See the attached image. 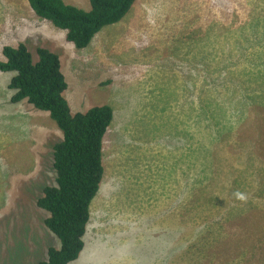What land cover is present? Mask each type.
Here are the masks:
<instances>
[{
  "label": "rangeland",
  "instance_id": "1",
  "mask_svg": "<svg viewBox=\"0 0 264 264\" xmlns=\"http://www.w3.org/2000/svg\"><path fill=\"white\" fill-rule=\"evenodd\" d=\"M20 42L60 55L73 113L114 110L70 264H264V0H136L84 49L27 0H0V60ZM14 75L0 72V264H39L60 244L37 200L62 133L11 101Z\"/></svg>",
  "mask_w": 264,
  "mask_h": 264
},
{
  "label": "trees",
  "instance_id": "2",
  "mask_svg": "<svg viewBox=\"0 0 264 264\" xmlns=\"http://www.w3.org/2000/svg\"><path fill=\"white\" fill-rule=\"evenodd\" d=\"M27 1L36 17L65 31L67 41L84 49L105 26L121 21L136 0H90L89 10L65 0ZM2 53L5 60H0V72L15 73L8 85L14 91L11 101L27 100L35 108L49 112L63 135L54 145L56 183L46 186L37 200L38 206L48 212L45 224L60 244L49 247L47 259L39 264H70L85 247L92 203L104 179L103 142L114 110L111 105L102 104L73 113L65 97L68 82L60 55L49 48L38 47L37 60L25 42L5 45ZM256 92L261 93V86L251 96ZM229 179L233 184L239 181L238 177ZM246 205H236L228 214L231 216Z\"/></svg>",
  "mask_w": 264,
  "mask_h": 264
},
{
  "label": "clouds",
  "instance_id": "3",
  "mask_svg": "<svg viewBox=\"0 0 264 264\" xmlns=\"http://www.w3.org/2000/svg\"><path fill=\"white\" fill-rule=\"evenodd\" d=\"M260 26H261V24H260ZM65 32V31H64ZM66 33V32H65ZM4 60H5V58H4ZM69 102V101H68ZM70 104V103H69ZM71 107V106H70ZM49 113V112H48ZM76 113V112H75ZM50 115V114H49ZM114 120V119H113ZM113 122V121H112ZM111 126V125H110ZM110 128V127H109ZM59 129V128H58ZM60 130V129H59ZM108 131H109V129H108ZM107 131V132H108ZM62 133V132H61ZM62 137H63V135H62ZM104 139H105V137H104ZM61 140H62V138H61ZM60 140V141H61ZM103 148H104V142H103ZM103 152H104V150H103ZM104 154V153H103ZM41 197V196H40ZM38 205V204H37ZM39 207V206H38ZM41 208V207H40ZM42 209V208H41ZM44 210V209H43ZM47 212V211H46ZM48 213V212H47ZM49 215V214H48ZM48 217V216H47ZM46 217V218H47ZM44 223H45V221H44ZM46 225V224H45ZM47 227V226H46ZM51 232V231H50ZM86 234H87V232H86ZM86 236V235H85ZM46 259H47V256H46ZM46 259H44V260H46ZM42 261V260H41Z\"/></svg>",
  "mask_w": 264,
  "mask_h": 264
},
{
  "label": "bare ground",
  "instance_id": "4",
  "mask_svg": "<svg viewBox=\"0 0 264 264\" xmlns=\"http://www.w3.org/2000/svg\"><path fill=\"white\" fill-rule=\"evenodd\" d=\"M228 141V140H227ZM232 145V144H231ZM237 147V146H236Z\"/></svg>",
  "mask_w": 264,
  "mask_h": 264
}]
</instances>
